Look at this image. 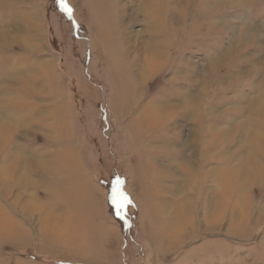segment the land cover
Returning <instances> with one entry per match:
<instances>
[{"label":"rangeland","instance_id":"374dc122","mask_svg":"<svg viewBox=\"0 0 264 264\" xmlns=\"http://www.w3.org/2000/svg\"><path fill=\"white\" fill-rule=\"evenodd\" d=\"M66 3L0 0V264H264V0Z\"/></svg>","mask_w":264,"mask_h":264},{"label":"bare ground","instance_id":"6f19581e","mask_svg":"<svg viewBox=\"0 0 264 264\" xmlns=\"http://www.w3.org/2000/svg\"><path fill=\"white\" fill-rule=\"evenodd\" d=\"M249 0H240V2L241 3H246V2H248ZM142 3L144 4V1H142ZM143 6V5H142ZM181 5H178L177 7L175 6L174 8H173V10H175L176 12H175V14L177 15V14H179L180 12L179 11H181ZM149 9V8H148ZM139 10H140V8L139 9H137L136 10V12H135V16L132 14V15H130V18L132 19V20H134L135 19V17H136V13H137V15H138V12H139ZM142 11V10H141ZM147 11V10H146ZM151 12V11H150ZM144 13V12H143ZM146 20V19H145ZM146 24L148 25V26H152V24H153V26L155 25V24H157V22H155V21H147L146 22ZM150 28V27H149ZM118 30H120V29H118ZM148 30H156L154 27L153 28H150V29H148ZM145 33H146V31H145ZM147 34V33H146ZM140 35H141V32H138L137 34H135L134 35V37L133 38H125V42L126 41H128V48L131 50V49H134V47H136V45H135V41H137L138 42V40H139V38H140ZM143 35V34H142ZM148 36V35H147ZM145 37H146V35H145ZM147 38V40L145 39L144 41H143V45L141 46V51L143 52V58H145L146 59V63L144 62V63H140V65L138 64V62H137V64H138V67H139V72L137 73V74H139V79H142L140 76H144V74L146 73V71L148 72V73H151L152 72V70L154 71V70H156L157 68H158V66L159 65H157V64H159V62H160V60H162L161 59V57H162V54H164V49H163V46L161 45V41H160V39H157L158 37H156V36H154V34H150L148 37H146ZM159 61V62H158ZM142 62V61H141ZM157 62V63H156ZM157 67V68H156ZM130 70H131V68H130ZM149 70V71H148ZM145 76H147V75H145ZM145 79V78H144ZM146 83V82H145ZM263 93V92H262ZM261 93V94H262ZM260 97V96H259ZM262 98V97H261ZM260 102H261V100H260ZM263 102V101H262ZM262 105V104H261ZM260 106V105H259ZM175 108V104H172V103H168L167 102V100L164 98L163 100H161V101H158V103H156V105H155V109H154V114H156V115H159L160 116V118L162 119V118H164V117H166L165 116V114H167L168 113V111H172L173 112V109ZM264 111V110H263ZM255 132H257V131H255ZM258 134V133H257ZM261 134V133H260ZM246 166V165H245ZM227 169H228V167H227ZM229 170V169H228ZM22 179V178H21ZM183 180H185V182H184V186H182L180 189H173L172 190V192L173 191H177V193L175 192V195H178V193H179V195L178 196H180L181 198V204L182 205H180V206H185V208L186 209H184V211H185V214H186V217H188L189 216V212L191 211V209L189 208V205L187 204L188 202H189V193L187 194L186 193V189H188L190 186L188 185V181L189 180H191V176L190 175H188V176H185L184 177V179ZM191 184V183H190ZM225 184V189L222 191L223 193H225V194H233V196L235 197L233 200H234V202L235 203H240V202H242L241 201V196H240V194L238 193L237 195H235V193H234V189H233V187L232 188H227V184L226 183H224ZM231 184V183H230ZM233 185V184H232ZM241 187H243V183H241V181H240V184H239ZM192 186V185H191ZM184 202V203H183ZM192 208V207H191ZM263 208V207H262ZM211 210V209H210ZM196 211V210H195ZM194 211V212H195ZM192 215V214H191ZM210 215H211V213H210ZM240 215V214H239ZM196 218V217H195ZM177 218L176 217H173V219H171L172 221H173V223L172 224H174V225H176V226H179V222H177V220H176ZM211 219V218H210ZM213 219V218H212ZM176 221V222H175ZM190 221H193V219L192 220H190ZM220 221V220H219ZM210 223V222H209ZM213 223V222H212ZM206 224H207V222H206ZM219 225V224H218ZM218 225H216V226H218ZM215 226V227H216ZM208 227V226H207ZM220 227V226H219ZM213 229V228H212ZM211 229V230H212ZM215 230H217V229H215Z\"/></svg>","mask_w":264,"mask_h":264},{"label":"snow or ice","instance_id":"6c2138e0","mask_svg":"<svg viewBox=\"0 0 264 264\" xmlns=\"http://www.w3.org/2000/svg\"><path fill=\"white\" fill-rule=\"evenodd\" d=\"M60 4L62 9L67 12L68 14H71L72 9L70 6L66 3V0H60ZM121 181L117 180V185L119 186ZM112 202L118 206L119 209H123L126 203H130L129 197L126 193H124L119 187H117L116 190L113 192L112 196ZM118 214H120L118 212Z\"/></svg>","mask_w":264,"mask_h":264}]
</instances>
